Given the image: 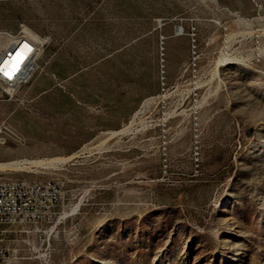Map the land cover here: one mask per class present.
<instances>
[{
    "label": "rangeland",
    "instance_id": "374dc122",
    "mask_svg": "<svg viewBox=\"0 0 264 264\" xmlns=\"http://www.w3.org/2000/svg\"><path fill=\"white\" fill-rule=\"evenodd\" d=\"M22 29L0 177L62 186L49 264H264V0H0Z\"/></svg>",
    "mask_w": 264,
    "mask_h": 264
},
{
    "label": "built area",
    "instance_id": "2783aa9c",
    "mask_svg": "<svg viewBox=\"0 0 264 264\" xmlns=\"http://www.w3.org/2000/svg\"><path fill=\"white\" fill-rule=\"evenodd\" d=\"M25 30L15 34L0 52V58L8 54L0 63V81L9 88L11 95L30 82L39 68L43 42ZM7 59L8 67L15 69L12 75L2 68ZM63 204L62 186L53 179L0 177V264L32 257L41 258L44 264H49L52 224ZM20 237L28 242L32 255H21L18 248L11 246L12 241Z\"/></svg>",
    "mask_w": 264,
    "mask_h": 264
},
{
    "label": "bare ground",
    "instance_id": "6f19581e",
    "mask_svg": "<svg viewBox=\"0 0 264 264\" xmlns=\"http://www.w3.org/2000/svg\"><path fill=\"white\" fill-rule=\"evenodd\" d=\"M176 30H177V34H182L180 28H177ZM25 31L28 32V34L32 35L34 38H36V39L40 40L41 42H43V39H42V38H40L38 35H36V34H34L33 32H31L30 30L26 29ZM14 36H15V34H13V33H7L8 42H7V44H6L3 48H5V47L9 44L10 39H12ZM7 55H8V54L6 53L4 56H2V57L0 58V63H2V62L6 59V56H7ZM7 64H8V59L4 62L2 68H4L5 72H7L8 74L12 75L15 69L10 68V66L8 67ZM16 66H17V65H16ZM9 70H12V71H9ZM122 130H123V129H122ZM119 131H121V130H119ZM119 131H116V132H119ZM51 161H52V160H51ZM33 162H34V161H33ZM33 162H32V163H33ZM36 162H38V164H39V162H41V161H36ZM43 162H44V161H43ZM18 163H19V162H18ZM9 164H11V163H9ZM12 164H13V163H12ZM36 164H37V163H36ZM42 164H43V163H42ZM4 165H5V164H4ZM6 165H8V164H6ZM10 166H11V165H10Z\"/></svg>",
    "mask_w": 264,
    "mask_h": 264
}]
</instances>
